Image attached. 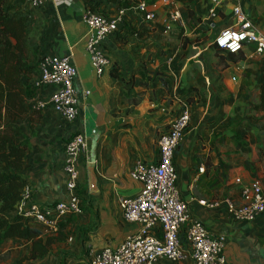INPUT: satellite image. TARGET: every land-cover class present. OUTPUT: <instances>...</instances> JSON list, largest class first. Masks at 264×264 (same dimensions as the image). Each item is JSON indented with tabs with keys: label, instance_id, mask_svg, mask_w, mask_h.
Returning a JSON list of instances; mask_svg holds the SVG:
<instances>
[{
	"label": "crops",
	"instance_id": "crops-1",
	"mask_svg": "<svg viewBox=\"0 0 264 264\" xmlns=\"http://www.w3.org/2000/svg\"><path fill=\"white\" fill-rule=\"evenodd\" d=\"M96 2L98 12L107 16L121 6L116 0ZM178 5L185 31L165 30L162 7L151 22H141L128 9L117 32L101 44L110 65L100 76L86 51L88 28L81 20L85 0H48L33 12L21 7L29 16V27L36 29L30 45L36 40L41 56L70 55L77 70L74 121L47 109L18 122L28 140L23 176L30 189L29 203L48 206L68 198L64 146L78 133L86 139V151L77 160L75 190L82 214L60 220L52 236L60 248L69 245L65 248L69 264H87L88 249L114 247L138 230L122 220L119 209L121 198H134L140 189L129 170L136 161H156L157 137L168 129L183 102L190 107L191 118L173 164L188 213L211 234L224 237L230 264H264V221L259 217L236 221L226 209V200L238 202L240 188L264 172V136L256 128L259 113L254 110L264 54L253 56L245 50L239 53L241 61L221 63L212 40L219 30L233 26L232 0L222 5L211 29L206 22L209 0L192 3L191 17L183 3ZM239 5L264 35V0H239ZM179 34L187 40L185 46ZM38 97L31 90L28 103ZM214 200L220 201L215 208L200 204Z\"/></svg>",
	"mask_w": 264,
	"mask_h": 264
},
{
	"label": "built area",
	"instance_id": "built-area-1",
	"mask_svg": "<svg viewBox=\"0 0 264 264\" xmlns=\"http://www.w3.org/2000/svg\"><path fill=\"white\" fill-rule=\"evenodd\" d=\"M47 2L48 0H24L21 7H24V12H33ZM116 2L122 5L112 16L87 7L81 10V20L88 28L86 51L98 76L110 65L108 57L101 50V44L117 32L128 9L131 8L141 22H151L156 18V10L162 7L166 15V31L174 27L182 31L186 29L185 18L178 9L180 2L177 0ZM209 2L206 22L211 29L213 20L227 0ZM232 2L230 12L233 26L219 30L213 37L212 44L219 50L232 54L247 50L253 56L263 55L264 35L241 9L239 0ZM76 74L70 55H42L36 75L29 81L31 90L39 97L28 103L29 109H50L59 118L67 122L74 121L78 115V100L73 87ZM87 94L88 92L84 93ZM190 118V107L183 102L168 129L157 137L156 161H136L129 170L130 178L140 184V189L134 198H121L119 209L122 220L127 224L137 225L138 230L114 247L88 249L87 264H180L186 261L191 264H230L224 255V237L211 234L198 219L191 217L177 188L173 157L189 126ZM85 151L86 139L79 133L73 135L64 146L62 168L67 176V199L48 206L29 203L30 189L28 186L23 188L17 212L28 218L41 237L57 234L60 220L82 214L81 202L75 190L78 181L77 160ZM85 159L89 162L88 157ZM199 172L202 173L203 168ZM219 203L218 200L209 203L200 201L202 206L209 208H215ZM226 209L227 214L236 221L253 222L258 217L264 221V172L253 182L240 188L238 202L226 200ZM181 232L185 234L186 245L180 242Z\"/></svg>",
	"mask_w": 264,
	"mask_h": 264
},
{
	"label": "trees",
	"instance_id": "trees-1",
	"mask_svg": "<svg viewBox=\"0 0 264 264\" xmlns=\"http://www.w3.org/2000/svg\"><path fill=\"white\" fill-rule=\"evenodd\" d=\"M23 1L0 0V244L19 242L25 247L24 253L14 264H36L49 255L55 238L41 237L28 218L17 212L22 190L27 186L23 167L28 148V140L18 122L35 112L28 106L31 96L29 80L38 65L31 62V28L28 14L21 10ZM177 1L183 3L191 17L190 6L196 0ZM97 6L96 0H85V7L92 11L98 12ZM178 39L181 46H185L187 40H182V34ZM212 47L220 55L221 63H237L243 59L239 54L219 50L213 44ZM261 79L260 98L254 110L259 113L256 128L264 136V66ZM161 81L166 84L163 78ZM187 100L190 101L191 97ZM180 242L186 245L184 232L180 234Z\"/></svg>",
	"mask_w": 264,
	"mask_h": 264
},
{
	"label": "rangeland",
	"instance_id": "rangeland-1",
	"mask_svg": "<svg viewBox=\"0 0 264 264\" xmlns=\"http://www.w3.org/2000/svg\"><path fill=\"white\" fill-rule=\"evenodd\" d=\"M35 31L34 28H31V34H30V44H32V40L35 39ZM209 39V38H208ZM211 42V40H210ZM209 43V40L208 42ZM37 41L35 40V44L31 46L32 48V54H31V62L34 64H38V61L41 58V52L39 51V48L37 47ZM52 238V237H51ZM61 245L53 244L50 253L47 257H45L42 260L36 261V264H60V262H63V264H69L64 259L66 255V247H69V245H64V248H60ZM24 246L19 244V242L16 241H8L5 244L0 245V264H14V262L20 258L24 253Z\"/></svg>",
	"mask_w": 264,
	"mask_h": 264
},
{
	"label": "clouds",
	"instance_id": "clouds-1",
	"mask_svg": "<svg viewBox=\"0 0 264 264\" xmlns=\"http://www.w3.org/2000/svg\"><path fill=\"white\" fill-rule=\"evenodd\" d=\"M221 43H224V41H221Z\"/></svg>",
	"mask_w": 264,
	"mask_h": 264
}]
</instances>
